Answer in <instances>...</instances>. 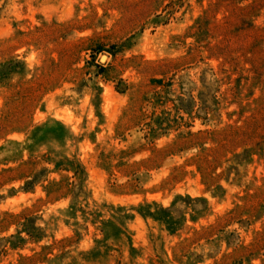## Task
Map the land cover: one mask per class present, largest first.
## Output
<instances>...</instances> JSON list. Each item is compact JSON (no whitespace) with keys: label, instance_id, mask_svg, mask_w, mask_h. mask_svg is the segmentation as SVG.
<instances>
[{"label":"rangeland","instance_id":"374dc122","mask_svg":"<svg viewBox=\"0 0 264 264\" xmlns=\"http://www.w3.org/2000/svg\"><path fill=\"white\" fill-rule=\"evenodd\" d=\"M0 264H264V0H0Z\"/></svg>","mask_w":264,"mask_h":264}]
</instances>
